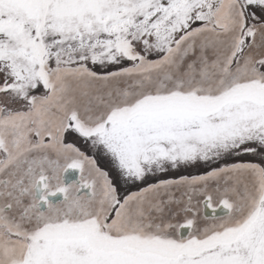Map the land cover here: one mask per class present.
I'll return each instance as SVG.
<instances>
[{
  "label": "snow or ice",
  "instance_id": "obj_1",
  "mask_svg": "<svg viewBox=\"0 0 264 264\" xmlns=\"http://www.w3.org/2000/svg\"><path fill=\"white\" fill-rule=\"evenodd\" d=\"M0 264H264V0H0Z\"/></svg>",
  "mask_w": 264,
  "mask_h": 264
},
{
  "label": "rangeland",
  "instance_id": "obj_2",
  "mask_svg": "<svg viewBox=\"0 0 264 264\" xmlns=\"http://www.w3.org/2000/svg\"><path fill=\"white\" fill-rule=\"evenodd\" d=\"M244 159H250L249 157H244Z\"/></svg>",
  "mask_w": 264,
  "mask_h": 264
}]
</instances>
